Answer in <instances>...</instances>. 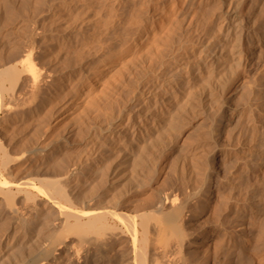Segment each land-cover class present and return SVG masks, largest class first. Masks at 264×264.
Returning a JSON list of instances; mask_svg holds the SVG:
<instances>
[{
	"label": "bare ground",
	"instance_id": "1",
	"mask_svg": "<svg viewBox=\"0 0 264 264\" xmlns=\"http://www.w3.org/2000/svg\"><path fill=\"white\" fill-rule=\"evenodd\" d=\"M263 52L264 0H0V264H189ZM195 159L203 192L163 189Z\"/></svg>",
	"mask_w": 264,
	"mask_h": 264
},
{
	"label": "rangeland",
	"instance_id": "2",
	"mask_svg": "<svg viewBox=\"0 0 264 264\" xmlns=\"http://www.w3.org/2000/svg\"><path fill=\"white\" fill-rule=\"evenodd\" d=\"M250 59L247 70L249 72L252 96L248 106L243 110V116L245 117L242 120V130L245 131V133H243L244 135H242L241 138V140L245 141L246 147L242 152H238L236 158H233L232 160L237 163L235 168V190L233 189V195H236L232 200L233 210L228 211L229 214L228 212L223 214V228H218V231L217 228L214 229L213 226L211 227L213 221L212 217L214 218L213 209L210 207H203L204 205L209 206L210 201L204 197L201 199L202 202L200 204L203 205H199L197 210L199 215L192 219L191 224L192 226H195L192 228H197L196 231L192 229V233H194L195 236L198 235L197 237L204 241V245L183 249L184 254L187 255L188 263L190 261L192 264H264V142L262 141V136H264V52L261 56L253 54ZM260 88L262 89L261 94L259 92ZM195 138L196 137L193 136L189 138L190 140L186 139V143H189V147H191L189 154H187L190 158L194 155L196 157L203 155L200 154L201 149L199 150V148L202 147L196 143L197 141ZM196 160L197 159L190 163V166H188L189 168L184 170V172L181 171L180 165L173 167L170 171L171 175L168 177L170 178V181L164 182L165 184L163 183V189L169 191L170 188H173L174 186L176 187L177 185V187L180 188V192L178 191V193L181 194L185 190L189 191L191 189H197V187L200 188L201 186L203 192V187H205L207 179ZM191 165H195V169L194 167H191ZM237 167H239V170H237ZM198 168H200V170ZM250 168L251 171L249 170ZM172 173H175V176ZM172 175L173 177H171ZM174 180L178 184H176ZM173 183L175 184L173 185ZM204 194L206 195L205 192L202 195ZM233 212L235 213L233 214ZM207 216L211 222L209 220L207 221ZM231 217L234 219L232 220ZM227 225H229L230 228ZM234 230H236V232ZM241 232L244 233L242 234ZM230 237H233L234 239L232 238L231 240ZM218 240H221V242ZM231 241L234 242L232 245ZM216 243H219L222 249L219 247V244H217L216 247H213ZM205 246L207 248H205ZM211 247L214 249H211ZM202 249L203 252H205L204 250L206 249L205 253L206 255L208 254V257L202 252ZM212 250L214 253L211 252ZM215 250H217V254L219 253V255L215 254ZM238 250L240 252H238ZM193 251L197 254L196 256L193 254ZM239 253H242L245 257L241 254V256H239ZM221 254L225 255V258ZM216 255L218 256V261L215 259L217 257ZM197 256L199 258H197ZM204 256L207 258V261L204 260ZM237 256L240 258L242 257V260Z\"/></svg>",
	"mask_w": 264,
	"mask_h": 264
}]
</instances>
